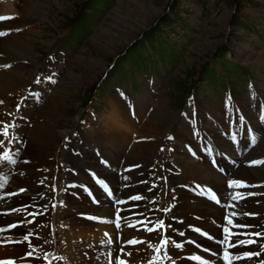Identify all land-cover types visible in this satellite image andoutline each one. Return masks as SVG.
I'll list each match as a JSON object with an SVG mask.
<instances>
[{"label":"rangeland","instance_id":"374dc122","mask_svg":"<svg viewBox=\"0 0 264 264\" xmlns=\"http://www.w3.org/2000/svg\"><path fill=\"white\" fill-rule=\"evenodd\" d=\"M3 1L4 4H0V9L6 12H2V15H5L4 13L16 15L12 20L4 21L5 25H9V31L10 29L16 31L7 34L12 33L15 35L19 33L27 37L29 44H31L29 46L31 51L29 57L31 59H23L16 54H7L0 51V56H3L0 57L1 63L4 61L10 63L7 64L8 66L12 65L6 70L11 71L12 69L13 72L17 70L22 77L28 79L23 81L22 89L18 88L17 91L5 89V92L0 94V159L7 153V156L18 157L21 161L20 166L16 167H12L13 165L7 160L0 163L1 167L4 162H8L6 169H0L8 178L6 191H4L9 192L7 191L8 188L11 191L22 186L26 187V192L21 193L19 191L21 196L16 195L13 201L10 200V202H13V206L25 207V204H29L28 198L32 200V197L43 191L42 188L36 186L37 183L30 179L37 173L36 170L26 169L25 167L26 164L41 161L38 156L29 154V151L37 148V143L32 137V133L36 130L43 132L41 136L44 138V145L53 154L49 156V161L44 165L45 170L48 167L47 170L50 171L48 174L46 172L43 174V176L45 175L44 179L53 176V167L59 165L61 177L59 174L56 176L63 180V172L66 168L64 161L68 162L66 166H73L77 169L80 167L86 169V166H90L95 168L100 176L113 186L117 182L116 185L121 187L120 191L126 190L122 196L124 197L127 194H141L145 187L140 186L137 182L138 177L143 174V170H153L148 168L149 164L152 166L153 160H157L161 164L164 162L160 161L161 151H159L155 156L146 154L141 159L136 160L134 164L139 166L130 172H125L124 168L120 167L114 166L112 168L111 165L109 168L105 166L106 171L91 165L88 158L90 152L97 157L99 163L101 157L103 159L107 158L106 152L110 154L115 150L109 147L111 140L107 134L106 122L108 120L114 119L113 122L121 126V133L126 135L130 133L132 139H136L139 134L134 133L135 131L133 129L129 130V128L134 123V125H142L147 121V118L152 120L153 114H159L165 118L169 130L170 124L173 123L175 130H182L181 136L185 134L184 137L190 138V131L186 130L187 123L179 116L183 114L184 110L188 116L191 112L186 109L188 106L185 104L189 91L192 93L195 89L197 90L200 102L198 103L197 112L202 113V122L204 126H207L208 131H211V125L205 120V114L217 121L215 126L221 122L224 116L222 114L224 110L223 97H221L224 95L222 93H230L234 99L238 98L240 105L246 113L249 111L247 115L252 119H254L255 113L251 108L252 104L256 102L253 99L257 101L259 99L255 98L254 95L257 94L264 99V0H24L19 3L18 8L14 7V9L13 7L10 8L12 0ZM5 8L8 10H5ZM30 9L32 13L36 12L35 14H38V16L29 14ZM29 38H35V41H30ZM53 51L55 52L50 60ZM43 62H46L47 66H42ZM111 64L114 65L109 69ZM38 71L39 74H37ZM41 74H52L53 78L49 83L47 82L46 88L33 98L36 105L31 101L32 99L24 101L29 94L27 86L41 81V78L38 77ZM16 75L18 76V74H13L12 78H17ZM250 81L254 83L253 90L247 89L246 91L247 86H250ZM133 85L134 89H132ZM117 86L130 94L132 102L134 99V115L117 96L115 91ZM35 87L40 89L38 85ZM25 102L28 103V107H24ZM47 105L54 107L55 112L52 115L43 111V108ZM5 108L11 110V112L17 111L15 115L10 116L9 121L4 116L9 112ZM5 111L7 112L5 113ZM140 113L142 114L140 115ZM17 115L21 120H16L17 128H14L16 144L12 146L13 136L8 132L12 131L11 125ZM89 117L90 122L87 121ZM145 117H147L146 120ZM179 118L180 124H177ZM126 119L132 122L128 125V128L125 126ZM193 120L192 127L194 128V124H197L199 119L195 117ZM168 122L171 123L168 124ZM256 122L253 121L251 127H254V123L257 124ZM38 124L49 126L42 128L38 127ZM88 124H90V128ZM49 130L52 131V135L45 134ZM5 131L7 132L6 135L3 134ZM77 131L79 137L83 138L79 139L84 142L75 140L74 143L78 144L77 141H79L82 143L81 146L86 149V151H80L81 156L79 157L71 155L70 149L68 153L65 148H62L66 144L65 139L72 134H76ZM213 131H215L213 135L215 140L217 136L221 137L220 132H216V129H213ZM166 132L163 131L153 135L147 133L149 135L145 137L152 136V138L147 139L158 143V145L164 144L166 149L167 145L163 141V138H166ZM21 139L22 143H20ZM179 140H176L175 149L171 152L175 157H178L177 153L180 150L177 143ZM134 142H141V139L133 141L130 148ZM259 142L251 147V151H247L250 156L251 152L256 150L253 154L255 159L257 157L261 158L259 155L262 157L264 155V150L259 149L260 146L264 147V128L261 130ZM102 143L103 148L100 146ZM9 147L11 148L9 149ZM94 148H97L98 154L93 152L95 151ZM54 153H56L55 156ZM183 154L179 155V157H182L179 158L182 161L184 159ZM184 155L187 157V154ZM177 157L172 158L177 160ZM187 158L189 159V157ZM12 162L17 163V159H12ZM140 163L143 166H140ZM163 165L165 170L167 169L170 172L165 163ZM260 166L264 171V164ZM260 166L257 167L260 168ZM155 169L158 170V167H155ZM184 169L185 167L182 168V170ZM14 170L18 173L26 170L27 174L23 175L25 177L19 184L15 180V176L19 174H15L14 178H11ZM109 171L113 174L112 180L109 178L111 177L108 174ZM94 173L96 175V172ZM183 173L171 175L172 172H170L169 181L171 185L192 180L191 176H186L185 171ZM64 174L66 178L63 187L68 179L71 181L77 180L71 175L70 171H65ZM126 175H129L130 179L125 181ZM83 176L80 169L78 177L84 178ZM96 177L99 179L97 175ZM257 177L258 179L262 178L261 181H264V172L263 175ZM260 184L264 185V182ZM123 185L126 187L124 188ZM128 185L129 187H127ZM44 186L47 188V184H44ZM263 190V188L258 189L260 193H263ZM32 191L35 194H30ZM64 191L60 196L64 195ZM48 192V195L52 194L51 191ZM177 192H179L178 188L175 189V196ZM117 194H120V192ZM29 195H32L31 198ZM52 196L54 195L52 194ZM262 196L264 197L263 194ZM119 197H121V194ZM52 200H54V197ZM177 200L185 203L177 211V214L183 216L186 210L192 209L193 204H189L186 198H178ZM164 202L166 203L165 200H161V204L157 203V208L169 206ZM8 203L9 201L6 204ZM263 206L264 203L262 206L258 204L256 210L252 208L248 211L257 216L260 212L259 209ZM121 207L124 210L126 204L121 205ZM126 209H129V207ZM97 211H101V209L95 211L96 214H99L100 212ZM148 211L149 216L147 219L150 220V203ZM22 213L24 211L16 210L8 216L13 221H17L15 222L17 225L24 223L23 225H26L25 229H29L32 224L23 219ZM260 213L262 218L263 214ZM186 215L187 213L184 214V216ZM170 216L174 215L170 214ZM53 218H61L62 220H53V223L46 227V234L49 233L50 235L48 241H53L56 244V247L54 245L56 250L53 251L62 255L67 239H64L61 235L59 222H67L68 216L60 214L58 218L52 216ZM71 220V227L76 228L78 225L74 224L73 219ZM250 223L255 224L253 220H248L247 226L250 227ZM259 226L261 227V225ZM177 227L182 226L177 225ZM143 228L144 226H141V229H136V235L145 234ZM163 228L169 233L168 226L163 225ZM93 231L99 232L94 229ZM158 231L163 236L162 227H159ZM71 234H73L72 231ZM74 235V237H77L74 239L79 241L75 244L76 253H78L74 256L73 263L78 264L79 257L82 255V250H79V248L84 244L82 243V237H85V234L78 232ZM98 236L92 237L90 239L92 242L90 241L87 244L89 246L94 243L100 244L103 238L101 234ZM96 238L99 239V242H96ZM79 242H81L80 246H77ZM259 245H257L258 250L256 253H260ZM89 246L88 250L91 248ZM126 247L136 248V246L129 245ZM238 248H242L241 245H238ZM97 250L98 248L93 247L89 263L100 258L99 255L97 256ZM169 251L170 249L167 246L165 252L168 253ZM62 256L55 264H66V260L67 264H71L67 256ZM87 257L90 258L89 255ZM256 258H261V254ZM157 261L160 262L161 260L158 259Z\"/></svg>","mask_w":264,"mask_h":264},{"label":"bare ground","instance_id":"6f19581e","mask_svg":"<svg viewBox=\"0 0 264 264\" xmlns=\"http://www.w3.org/2000/svg\"><path fill=\"white\" fill-rule=\"evenodd\" d=\"M23 1L24 0H15V1L12 0L13 3L11 2L10 8L11 9H12V7H13V9H14V7L18 8L19 3L23 2ZM5 10H8V9L5 8ZM2 12H6V11L0 9V14H2ZM30 13L32 15L34 14V16H36V17L38 16V14H35L36 12L32 13L31 9L29 11V14ZM8 26L9 25H5L4 21L0 22V30H8L9 29ZM12 33H14V32H12ZM12 33L10 35L7 34L4 36H0V51H3L7 54H16L17 56H19L23 59H31L29 57V55H31V51L29 50V46L31 44H29L28 38L19 34V33L15 34V35ZM29 40L35 41V38H29ZM1 61L2 60H0V62ZM10 73H12V75L18 74V76L16 75L17 78H15V79L12 78V75H10ZM24 80H28V79H26L25 77H22V75L19 74L17 72V70H15L14 72L12 69H11V71L10 70H3V69L0 70V94H3L5 92L4 91L5 89L17 91L18 87L23 86ZM30 104H31V102H30ZM43 109H42L43 111H46L47 113H49L51 115L55 112L54 107L51 105H47ZM6 110L8 111L9 109H6ZM7 111H5V113ZM6 114H8V113H6ZM141 114L142 113H140V115ZM4 116L7 117V115H4ZM146 118L147 117H145V120H146ZM113 121H114V119H111L110 121L108 120L106 123H107V134L109 135V139L111 140L109 143V147H112L115 150H113V152L111 151L112 153H110V154L107 152L105 153V155H107L106 156L107 159L110 161V165L112 166V168L114 166L118 167V168L119 167L125 168L126 167L125 165H129L131 163L134 164V162L136 160L141 159L146 154L155 156L156 153L158 154L160 151L159 145H158V143L147 139L148 137L146 138L145 136L149 135V134H152V135L153 134H159L160 132H163V131H167V134H172L170 132H172V129H173V125H172L173 123L170 124V130H169V125H167L165 123V121H166L165 118L162 115L153 114L152 120H149L147 118V121H145L142 125H137V124L134 125L135 124L134 123L133 126L131 128H129V130L133 129L135 131L134 133L137 132V134H139V136L136 139H132L130 133L127 135L121 133V131H122L121 126H119V124L117 125ZM126 121L128 124L126 123L125 126H126V128H128V125L132 124V122L130 120H127V119H126ZM169 123H171V122H168V124ZM19 125H20V123H19ZM48 126L49 125H47V124H45V126L38 124V127H42V128L43 127L45 128ZM263 128H264V125H259V131H260L259 136L261 135V130ZM216 130L219 131V129H216ZM147 133H149V134H147ZM42 134H43V132H41L39 130H36L32 133V137L34 138V141L37 143V146H36L37 148H33L31 151H29L30 155L38 156L41 161L39 163H33V164L31 163V164L25 165L26 169L36 170L37 173L34 174L32 177H30V179H32V181L37 183V184L40 183L41 181H43V174L45 173L44 165L49 161V156L53 155L52 153H50L47 150V147L44 145V141H43L44 138H42V136H41ZM45 134L46 135H52V131L49 130ZM80 134H81V132H80ZM137 139H141V142H138V143L134 142V144L130 148L132 142L137 140ZM142 139H144L143 143H142ZM258 142H259V137H258V140L256 141L255 145ZM39 143H41V144H39ZM98 143H99V141H98ZM216 143L220 146L221 150H224L223 151L224 153L230 154L231 157L233 158V160L236 162L235 165H232L234 161H232V160L223 161L220 159L219 162L221 163V167L223 169L229 171L230 174L235 175L237 178L241 177L247 181L248 180H254V181H261L262 180V178L258 179L257 176L263 175L264 171L261 169V166H260V168H258L259 166L258 167L255 166L254 161H253L255 159L253 154L255 153L256 150L251 152V154L249 156V152H247L248 151V145H244V146L241 145V146H239L238 151L234 152L233 147L230 146L227 139H224V138L219 137V136L216 137ZM175 144H176V142H174V145ZM100 146L103 148V143L100 144ZM105 146H104V148H105ZM259 149L264 150V147L260 146ZM15 151L18 152V150H15ZM21 152H22V150H21ZM196 153L200 155L198 158L199 161H196V160L190 159V158L188 159L187 158L188 156L186 157L183 153H181L180 150H179V153H177L178 157L176 156L178 159L175 160L172 158V157L176 158L175 155H172L171 151H169V149L166 148V149H164L163 152H161L160 161L162 163L163 162L165 163V165L169 168L170 172H173L175 170L173 164H178V166H180V168H181L180 173H183V171H185L186 176L187 177L191 176L192 181H203L207 184L209 183L211 186L217 188L219 193H220V191L224 190L223 185H224L225 179H223L215 170L211 169V167H209L207 165L208 159L206 158L204 153H202V151L199 152L198 149H196ZM21 154H20V156H21ZM180 154H183V157L185 159V160L183 159L184 162L179 159V158H182V157H179ZM55 155H56V153H54V156ZM259 157H260V155H259ZM88 158H89V162H91V165H93V166L95 165L96 167H99L101 170L106 171V168L98 163L97 157L95 155H92V152H90V154H88ZM200 161H203V162H200ZM204 161H206V163ZM263 164L264 163H262L261 165H263ZM7 167H8V162H4V164L1 165L0 169L1 168L6 169ZM183 167H185L184 170H182ZM20 169H22V168H20ZM9 173H7V174H9ZM108 174H110L111 177H109V178L112 180L113 179L112 178V176H113L112 172L109 171ZM12 175H11L12 177L11 176L10 177L14 178L15 174L12 173ZM171 175H173V174H171ZM24 177L25 176L20 177L19 175H16L15 180H17V183L19 184ZM149 179L152 180L151 176L149 177ZM68 181H70V180L68 179ZM152 181L150 182L149 185L147 184V188L148 187L153 188L152 191H155V190H157V188L153 187ZM116 184H117V182L115 183V185L113 187H118ZM129 185H130V183H129ZM123 187H124V185H123ZM119 188L120 187H118V189ZM178 189H179V192H177L176 196H178V198H183V199L186 198L189 201V204H193V207L191 210L188 209L185 211L184 214L187 213V215L184 216V214H183V216H182L180 214H177V211L181 207H183L182 205H185V203H182L180 200H177L178 202L174 200V203L170 207L171 209H170L169 214H167V212H165L166 206L165 207L162 206V207H160V209H158L157 208V203H158L157 200L155 202L150 200L149 203H150L151 216H150L149 222L151 224L152 223L156 224V223L162 222L163 225L169 227V229H170L169 233L173 234L174 231L177 230L178 228H177L176 222H171V220H170V214H172L174 216L185 217L184 222L182 224H180V226H182L183 228H186L187 225H189V226L198 225V226H203L205 228H208L209 230H211L213 232L218 231V227L216 225H214V226L209 225V223L207 222V219L205 218V214L207 215V214L213 213L214 215L219 216L222 213V210H220L219 208H217L215 206H211L209 203L205 202L203 199L196 198V197L192 196L191 194L186 193V191L181 189V188H178ZM7 191H10V188H8ZM42 192L44 193V191H42ZM42 192H40V194L37 193L34 197H32V200H35V202H34L33 210L29 214L36 216L37 219L35 221L36 222L35 224L43 223L49 217H51V219H52V216L58 218L60 214L68 216L67 222H65V223L68 224L69 227H68L67 231L63 233L64 238L67 239V241L65 242L66 247L64 248L63 255L67 256L70 263L72 264L74 262V256H76L78 253V252L76 253V249H75L76 240L74 239L77 237H74L75 236L74 234H77L78 232H80V233L85 234V236H87L89 239H91L92 237H99L98 236L99 232H94L93 228L96 229V227H97L98 230H101L103 228V226L95 225V223H92L89 220H84V219L76 216L75 215V208L81 209L79 212L91 213V214L94 213V216L98 217L99 219H102V216L111 215L112 208L106 207V205H110V202L108 200H104L101 202L102 203L100 205L101 208L96 207L90 203H86L84 199H82V200L75 199L73 196H70V190L66 189L64 191V195L60 196L61 199L63 200L62 201V207H59L58 205L56 207H53L50 203V199L53 197L52 194L50 193V195L47 196L48 198H44V197H41V196H43ZM125 192H126V190L120 191L121 197L125 194ZM127 192H129V191H127ZM237 197L239 198V195H237ZM8 201H9V199L5 198L3 193L0 192V205L2 203L5 205V211H6V209H10L13 206V202H10V201L8 204H6ZM192 201H194V202H192ZM241 202H242L241 207H240L239 203H233V205L241 208L240 214H242L244 216V218H242L240 220H236V221L233 220L235 223L236 222L240 223V224L236 223L237 228L235 230H238V231L250 230L249 226H247L248 220H250V219L248 218L247 215H245L244 212H247L248 210H251L252 208H254L256 210L258 204H255V201L250 202L248 199H246L244 201L241 199ZM111 205H113V203ZM114 206H116V208L120 209L121 215L123 216L121 218H123L122 223L125 226V230L122 231L124 236L126 238L128 237V239L131 237L142 238V241L140 244H138V246L134 245V246H136V248L135 247H129V248L126 247L125 250H123V252L117 253V255H120L122 258L125 259L124 264H137L136 261L141 257L143 258V261H146V259H149L151 257H154L155 261H157V259L155 257L157 253L154 252V247L156 246V241L158 239L162 238L161 237L162 234H160L158 229H154L152 231V233H150V234L145 233V234H141V235H139V234L136 235V229H141V226H137L134 228H128L127 223H130L133 220L131 218H125L124 217L125 216L124 210L122 209V207L120 205L115 204ZM97 209H101L99 214L95 213V211ZM259 210H260V212H262L263 217L258 219L255 222V224H257V225L262 224V226L264 228V206L261 207ZM5 211H2L1 206H0V264H16V263H18V264H37L38 260H41V254H40L41 246L43 248H45L46 242H49L48 241V238L50 237L49 233L46 234L45 227L42 224H41L40 228L34 227L35 225H32L29 227V229H25L26 225L24 226L23 225L24 223L20 224V225L18 224L19 225L18 226L15 222H13V219L5 213ZM196 213H198L200 215V217H196L195 216ZM94 218L95 217H93V219ZM71 219H73L75 221L74 224L78 225L76 228L71 227V221H72ZM24 220L27 221L28 218H25ZM57 220H59V219H57ZM8 224L11 225V228H8L9 227ZM174 225L176 227H173ZM186 229L187 230H183L185 237L198 238V239L202 240V238H203L202 236H199L198 234H196L192 230H188V228H186ZM71 231L73 234H71ZM37 232L40 233V235ZM100 234H101V232H100ZM14 236L18 237L19 239H16ZM70 241H71V243H70ZM52 243L53 242H50V249L54 248L55 243H53V244ZM86 244L87 243L83 244V246H80V243H79L77 245V246H80L79 250L80 249L82 250V255L79 257L80 259H79L78 264H107V263H105L106 260L109 261V259H111V258H113L115 260L116 255H114L110 251V249L113 250V248H114L113 246H107L105 244L101 245V244H97V243L95 244L94 243V244H90L89 247H91V248H89V250H88L86 248ZM167 244H168L167 245L168 248L170 249L168 254H171V256L169 259H166L164 261V264H183L184 260L187 262V264H195V263L185 259V253H184L185 250L183 248H180L177 250L176 248H174L175 243H173L172 241H167ZM187 246L189 247L192 255L203 256V253L198 251L196 248H194L190 245H187ZM47 247L49 248V244ZM93 247L98 248L97 256L99 255L100 258L98 260H94L91 263H89V261L91 260L90 254L92 252ZM241 247H242V245H241ZM30 249H34V251H32V253H31V256H29L30 255V252H29ZM257 250H258V248H255L254 253H256ZM127 251H129V252H127ZM259 252L261 254V258L258 259L254 255V257H253L254 263L253 264H264V245H262V244L259 245ZM84 253H88V255L90 256V258L87 257L88 260H86ZM154 258H153V260H154ZM77 259H78V257H77ZM150 264H153V263H150Z\"/></svg>","mask_w":264,"mask_h":264},{"label":"snow or ice","instance_id":"6c2138e0","mask_svg":"<svg viewBox=\"0 0 264 264\" xmlns=\"http://www.w3.org/2000/svg\"><path fill=\"white\" fill-rule=\"evenodd\" d=\"M11 18H13V17H0V20H4V19H11ZM4 33H0V35H3ZM37 83H39V81H37ZM6 128H7V126H5ZM4 135H6L7 134V132L5 131V133H3ZM253 140H254V138H253ZM254 163H264V161H260V162H254ZM233 183V185H235L236 184V182L235 181H233L232 182ZM135 199H140V197H135ZM230 223H231V221H230ZM257 235H259V234H257ZM129 243H137V241H130ZM177 247H180V245H176ZM249 256H253V255H256V256H258V255H260V253H249L248 254ZM240 257H236V259H239ZM197 259H199V258H197ZM225 259L226 260H228V264H231V260L229 259V257L226 255L225 256ZM121 264H123V262H121Z\"/></svg>","mask_w":264,"mask_h":264}]
</instances>
